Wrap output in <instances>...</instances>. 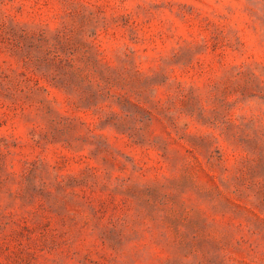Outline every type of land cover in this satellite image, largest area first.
Segmentation results:
<instances>
[{"label":"rangeland","instance_id":"rangeland-1","mask_svg":"<svg viewBox=\"0 0 264 264\" xmlns=\"http://www.w3.org/2000/svg\"><path fill=\"white\" fill-rule=\"evenodd\" d=\"M0 264H264V0H0Z\"/></svg>","mask_w":264,"mask_h":264}]
</instances>
